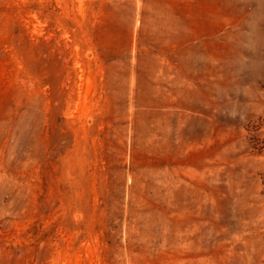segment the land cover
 <instances>
[{
    "label": "rangeland",
    "instance_id": "374dc122",
    "mask_svg": "<svg viewBox=\"0 0 264 264\" xmlns=\"http://www.w3.org/2000/svg\"><path fill=\"white\" fill-rule=\"evenodd\" d=\"M0 264H264V0H0Z\"/></svg>",
    "mask_w": 264,
    "mask_h": 264
}]
</instances>
